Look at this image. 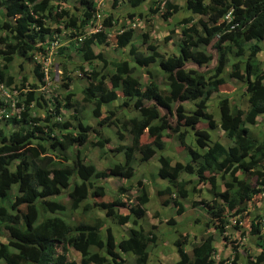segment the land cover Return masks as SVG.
<instances>
[{
  "label": "trees",
  "instance_id": "16d2710c",
  "mask_svg": "<svg viewBox=\"0 0 264 264\" xmlns=\"http://www.w3.org/2000/svg\"><path fill=\"white\" fill-rule=\"evenodd\" d=\"M69 1L0 0L1 86L8 88L13 84L7 65L14 59L32 66L29 78L22 76L18 87L12 86L17 96L12 104L16 115L10 114V105L0 103V119H4L0 121L4 123L0 127V237L4 240L0 243V264H125L126 257L133 258V264H145L147 249L157 238L155 226L143 224L145 206L150 199L148 192L140 187L137 179V196L129 205L123 195L126 187L120 186L111 199H106L101 181L109 177L131 179L133 162L144 163L156 153L158 166L153 186L157 182L163 185L154 194L157 205L160 197L167 196L161 201V214L171 203L175 214H182L184 205L179 199L198 198L201 186L207 184L210 198L192 200L190 205L203 210L207 216L203 225H209L225 241L224 229L230 219L237 216L233 219L237 224L248 204L264 196V138H252L248 130L264 116V63L262 66L256 58L261 51L259 43L264 40V0H183L182 8L188 15L178 22L181 28L176 56H162L151 45L147 47L151 53L142 54L133 46L131 30L117 21L113 24L116 33H120L113 34L110 40L114 50H125L127 61L106 60L99 51L94 52V47L105 48L106 37L111 34L106 31L111 26L110 16L102 19V32L85 37L79 45L72 42L60 47L58 56L65 55L61 64L62 86L71 82L66 75L67 64L71 72L84 76L80 103L90 106L94 127L87 125L84 115L81 119L73 115L77 113L78 103L70 100L72 93L69 92L60 97L62 105L53 98L55 106H49L54 116L60 118V112L73 109L69 118L74 125L64 120L53 121V116L40 119L29 112L30 105L42 109L47 105L35 92L44 86L35 58L43 59L47 55V41L56 33L47 26L68 24L73 27L71 37H74L94 13L95 1L72 0L77 6L69 5ZM120 1L134 10L147 0H110L109 7H115ZM158 6L149 8L148 14L156 13ZM163 8L162 20L177 11L167 0ZM226 14L228 21L224 19ZM127 17L133 16L128 13ZM68 52L74 54L77 64L70 60ZM212 60L210 68L200 69ZM129 61L137 70H144L141 75L145 82L135 75ZM153 66L161 76V85L152 75ZM226 66L228 79L243 85L244 105L240 99V104L231 106L230 97L218 93L226 84L223 78ZM24 88L30 91L21 92ZM117 91L122 100L119 108L130 107L134 114L119 124L113 112L106 111V117L100 112L104 105L118 98ZM213 93L218 94L209 99ZM180 104L191 108L174 112V106ZM214 106L213 117L209 112ZM200 124L207 127L195 130ZM105 125L115 128L120 142L126 136L129 138V145H120L114 150L121 153V162L111 165L107 172L84 164L79 157L84 146L104 149L108 140L102 139L99 131ZM6 126L8 129H3ZM215 128L230 145L223 146L210 139ZM50 133L53 138L49 137ZM89 133H93L94 141L88 139ZM142 135L148 143H140ZM186 136L190 138L188 143ZM162 138H173L188 160L177 156L172 161L166 157ZM182 175L196 179L190 191L185 189L187 184L180 179ZM61 194L65 196L64 201L54 200ZM120 208L121 214L117 211ZM38 209L43 214L36 221ZM93 209L110 219L112 225L124 226L130 222L133 228L115 241V233L103 228L101 219L94 218L91 224L70 225L56 215L66 210L85 213ZM152 215L157 217V222L166 220L165 225L175 223L167 215L164 219L157 213ZM255 219L258 222L251 219L237 236L238 248L244 256L247 248L241 240L245 237L254 239L259 250L255 257L246 256L244 264H264V237L260 218ZM197 221L194 219L193 223ZM190 239L187 234H178L173 241L178 256L175 264H238V248L231 249L230 257L215 260L210 235L201 236L196 244L190 243ZM186 245L190 248L188 253L184 249ZM69 250L77 254L78 262L68 258ZM120 253L124 256L120 257Z\"/></svg>",
  "mask_w": 264,
  "mask_h": 264
},
{
  "label": "rangeland",
  "instance_id": "374dc122",
  "mask_svg": "<svg viewBox=\"0 0 264 264\" xmlns=\"http://www.w3.org/2000/svg\"><path fill=\"white\" fill-rule=\"evenodd\" d=\"M166 0H147L142 6L133 9H130L127 4L123 1L118 2V4L115 7H112L110 12L107 13L108 5H110V2L108 1H102L100 3V11L104 9V12L106 14H110L111 17L115 20H120L124 23H126L127 28L132 29L133 36H132V43L133 45L144 55H149L151 51H148L147 47L149 45L155 47V51L160 53L162 56L177 55V48L180 43V28L181 26L178 24L181 18H184L188 15V12L185 11L182 8L183 0H167L168 3L175 5L177 8V11L175 13L169 14L165 20H162L161 14L164 13L163 8V2ZM159 3V4H158ZM71 6H77L74 2L70 1L68 3ZM158 6V9L156 10V13H153L152 15L148 14V9L152 8L155 9ZM101 13V12H100ZM131 14L133 17L131 19H134L133 22H130L129 18L127 17V14ZM102 15V14H101ZM194 20H198L199 18L193 17ZM201 20H204V18H200ZM50 30H56L57 38L59 39V42L61 45H67V43L71 42V33L73 32V27L66 24V26H63V23L59 25H49ZM110 37L109 42L106 43L105 48L104 47H94V52L97 53L98 51L102 54V56L110 61V60H121V61H127L126 53L124 52V49L116 51L113 49L112 42H111V36L115 33V26H113L112 29L109 30ZM3 33H1L0 36H2ZM167 39V40H165ZM68 41V42H67ZM252 43V42H251ZM259 46L261 47V51L256 55V58L258 62L261 63L263 66L264 63V40L259 43ZM1 50V47H0ZM209 53L214 55L213 51L210 49H207ZM3 52V51H2ZM70 54V60L77 64L76 60L77 58L74 56V54L68 52ZM64 55V54H63ZM58 56L57 54L53 58V65L51 67L52 70H59L61 72V64L63 63L62 56ZM65 56V55H64ZM244 58V56H243ZM213 60L208 63L206 66L203 64L200 69L206 70L211 67V64H213ZM129 67L134 68L135 75L141 80L142 82H145V78L142 76L144 70L138 69L131 64V61H129ZM8 67V68H7ZM8 74L13 78V84L5 88L1 86L0 84V103L10 105V114L13 113V109L15 108L12 104H15L17 100V96H15L14 91L12 90L13 87H18L17 83L19 82L20 78L22 76L28 77L29 71H31L32 66L27 63H20L19 59H14V61H11L9 65H7ZM228 66L224 69L223 72V78L225 80V86H222L219 88L221 91L218 92L220 94H225L230 97L231 106L232 104H240L244 105V98L241 97V89L243 85L236 83L233 80L228 79ZM193 68V67H190ZM71 67L69 64L66 65V75H68L71 79V82L67 84L66 87H62V78L60 76L53 77L54 79L58 80L56 81L57 84H59V87H57L52 94L56 95V99L58 101L60 100V97L62 94L69 92L72 93L71 101H74V104H77V113H73V109L64 110V112H60L62 114L61 120L68 121L71 125H74L75 122L73 120H70L69 114L73 113V115H77L81 118H83V115L87 119V125H90L91 127H94L95 124L93 123V120L90 119V106L83 105L80 103V87L83 84L84 80L75 78L76 72L70 71ZM111 70V66H107V70ZM152 75L154 76V79L156 80L158 85H161V76L156 70V67H151ZM142 74V75H141ZM29 81V80H28ZM26 89V88H24ZM118 95V98L111 102L108 105H104L100 112L102 114V117L108 116V113L106 111H110L114 113V117H116L119 122L121 123L122 120L127 119L131 116H133V112L131 111V108H124L120 109L119 105L121 103V95L120 92H116ZM218 93H213L209 96V99H213L215 96H217ZM61 102V100H60ZM241 104V108L243 107ZM1 107V106H0ZM182 107V108H178ZM239 108L240 106L237 105ZM178 108V109H177ZM190 105H175L174 106V112H183L188 111L190 109ZM184 111V112H185ZM211 115L214 117L215 115V106L210 108ZM35 115H39V113H35ZM40 119H42V115H39ZM4 120V119H3ZM0 120V121H3ZM172 121V119H171ZM85 125V123H83ZM4 125L3 122H0V127L2 128ZM204 127H207L206 124H200L197 125L194 129L195 130H202ZM3 129L7 130L8 126L4 127ZM249 135L252 138H256L257 140H261L264 138V116L258 118L253 126L248 127ZM100 137L102 139H107V143L104 146L103 150H98L96 148H91L88 146H84L80 149V158L82 159L84 164H92L97 170L101 171L104 170L107 172V170L110 168L111 165L121 162V153H117L114 150L118 146H124L129 145V138L126 136L124 138V141L120 142L116 135H115V128L112 126H103L100 128L99 131ZM125 135V134H124ZM88 139L94 141L96 138L93 136V133L88 134ZM189 137H185L186 143L189 142ZM210 139L213 141L219 142L223 146L230 145L231 142H229L227 139H225L222 134H220L217 129L215 128L214 131H211ZM164 142L163 147V153L171 159L172 161L177 157L184 159V161H187L188 158L184 154V150L177 144L176 141H174L173 138H162ZM141 144L148 143L149 140L145 139V135H142L139 139ZM55 153V152H53ZM66 157H69V152H65ZM158 153H156L154 156H152L148 161L144 163H134L132 164V168L134 170V176L129 180H123L119 178H113L109 177L106 179H103L101 181V184L104 187L105 191V198L111 199V197L117 193V190L120 186L126 187L127 190L123 193V195L128 198L126 199L125 203H128L131 205L134 201V198L137 196V188L136 180H140V187L145 188V190L148 192L150 199L149 203L145 206L146 213L143 217V224L149 226L154 225L155 230L154 233L156 234V241L155 244H151L150 247L147 249V262L145 264H175L178 261V256L175 254V249L173 246V241L177 239L178 234H187L190 239V243L196 244L199 239L204 237L206 234L210 235L213 239V249H214V259L217 260L219 258H227L230 257L231 249L238 248L240 245L238 241V234L242 229H245L249 221L251 219H254L256 222L258 220L255 219V217L260 218V228L262 236L264 237V196H258L254 202L248 204V207L246 211L243 213V218L239 219V222L237 224L234 223L233 219H236L237 216H235L233 219H230V223L226 225L224 231H225V237L226 240H221L220 236L210 229V226L205 227L203 225L206 220L207 216L203 212L199 206H191V201H196L198 198L207 200L210 197L208 196V190L209 186L206 184L205 186H201L200 193L198 194V198H186V199H179V201L184 205V212L180 215H176L174 212L175 206L169 205L168 207H164L165 213L161 214L160 208L162 207L161 201L167 199V196L160 197V205H157L155 201L154 194L157 190L161 189L163 185L159 182H157L155 186L156 190L154 189L153 182H156L155 178L153 177L155 175V172L157 170V164H156V157ZM10 169V168H9ZM187 185L185 186L188 191L191 190V188L196 184V179L192 176L182 175L180 177ZM158 181V180H157ZM160 185V186H159ZM219 181H217V188L220 190ZM162 186V187H161ZM152 188V190H151ZM196 197V196H195ZM176 198V197H174ZM65 200L64 194H61L60 197L54 198V200ZM125 199V198H124ZM198 201V200H197ZM196 201V202H197ZM87 203V202H84ZM6 205V204H5ZM201 206V205H200ZM118 213H123V209L120 208L117 210ZM152 213H157L159 215H162V219H164V215H167L170 217L174 224L165 225V221L157 222V217L154 218ZM42 212L38 209L36 213V221L39 220L42 216ZM56 215L62 217L66 222H68L70 225L77 224V223H83V224H91L94 218L101 219L103 228H110L112 230V233H115V241H118L121 236H125L127 233L126 231L130 228H133L130 222H128L124 226H118L116 224H111L110 219H105L102 216V213L96 209L90 210L85 213H80L77 211H63L61 213H56ZM194 219H197L198 221L194 224ZM234 226L237 227V229L234 228ZM146 228V227H145ZM206 231V234L204 233ZM124 234V235H121ZM114 235V234H113ZM121 235V236H120ZM119 236V237H118ZM0 243H4L3 238L0 237ZM241 243L247 248L246 256L249 257H255L259 250L255 246V240L251 237H245L241 240ZM264 245V243H263ZM185 251L188 253L190 251L189 245H186L184 247ZM70 255H68V258L74 259L75 262H78V256L75 252L69 250ZM237 254H239V261L238 264H244L245 263V257L240 252V247L238 248ZM120 257H123L124 254L120 253ZM126 257V256H125ZM125 264H133V259L126 257Z\"/></svg>",
  "mask_w": 264,
  "mask_h": 264
},
{
  "label": "clouds",
  "instance_id": "9594fccd",
  "mask_svg": "<svg viewBox=\"0 0 264 264\" xmlns=\"http://www.w3.org/2000/svg\"><path fill=\"white\" fill-rule=\"evenodd\" d=\"M72 1V0H71ZM91 1H95V0H91ZM102 1H109L110 2V0H101L99 3H97V1H95V3H96V5H95V7H94V13H93V15H92V17L88 20V22L90 21V20H92V21H94L95 20V18H97V17H99V19H100V21H101V26H102V19H104L106 16H110L111 17V15L110 14H106L105 12H104V9H102V11H100V8H99V6H100V3L102 2ZM73 2V1H72ZM68 3H70V1L68 2ZM108 12H110V10H111V8L109 7V5H108ZM101 12V13H100ZM102 14V15H101ZM225 17V16H224ZM112 18V17H111ZM130 20V22H133L134 21V19H129ZM226 21H228V19H225ZM118 20H115V19H113L112 18V20H111V26L110 27H108V28H106V31H107V33L108 34H110L109 33V30L110 29H112L113 28V26H115L114 24H113V22H117ZM88 22H86L85 24H84V26H83V28L80 30V32L79 33H76V35L74 36V37H72L71 38V42H69V43H72V42H75V45H79L83 40H84V38L85 37H89L90 35H85L84 34V28H85V25L86 24H88ZM119 22H120V24H124L125 25V27L127 28V25H126V23H124L123 21H122V19H120L119 20ZM127 29H130V28H127ZM104 30V28L102 27V31ZM131 30V32H132V34H133V31H132V29H130ZM101 31V32H102ZM117 31H115V33L114 34H119L120 32H118V33H116ZM98 33H100V32H98ZM94 34H96V33H94ZM133 36V35H132ZM79 37H83V38H81V41H79V42H77V38H79ZM110 37V35H107V37H106V43L107 42H109V38ZM56 41V47H55V50L53 49L52 51H54V53L52 54V56H51V63H52V65H53V58H54V56L57 54V51H58V49L60 48V47H65L66 45H61L60 44V42H59V39L57 38V35L56 34H52V36L49 38V40L47 41V46H48V48H47V52L46 53H48L49 51H50V46H51V44L53 43V41ZM68 42V41H67ZM69 43H67V45L69 44ZM134 46V45H133ZM111 47H113V46H111ZM135 47V46H134ZM136 48V47H135ZM137 49V48H136ZM124 52H125V50H124ZM58 55V54H57ZM47 56V55H46ZM46 56L44 57V58H46ZM43 58V59H44ZM38 60H40V61H42V59H36L35 58V63L37 64V65H40L39 63H37V61ZM52 67V66H51ZM39 70H40V66H39V68H38ZM41 75H42V81H43V83H44V86H39V88L37 89V90H35V92L36 93H38L39 94V96H38V98H41V99H43L44 101H47V105L42 109V108H36L35 106H33V105H30V107H29V112H30V115L31 116H35V117H39V115H42L43 117H42V119L44 118V117H46V116H53V121L55 120L56 121V118H58L59 120H58V122H62V120H61V118L60 117H58V116H54V113L52 112V110H51V107L49 106V104H51L52 106H55V102L53 101V98H56V95L55 94H52V92L57 88V87H59V84H57V82L56 81H58V80H56V79H54L55 77H57V76H60L61 75V72L59 71V70H52V69H50L49 71H48V77H49V79L47 80V81H45L44 80V76H43V73L41 72ZM79 75V76H78ZM54 77V78H53ZM75 78H78V79H81V80H85V78H84V76L82 75V74H80V73H78V72H76V75H75ZM62 86V85H61ZM63 87V86H62ZM25 91H30V90H27V89H23L21 92H25ZM67 92V91H66ZM58 100V99H57ZM59 103L62 105L63 104V102L61 101L60 102V100H59ZM48 109H50V114L48 113ZM35 113H39V115H35ZM12 114H15L16 115V109L14 108L13 109V113ZM40 118V117H39ZM0 120H2V118L0 119ZM154 156V155H153ZM157 164V163H156ZM158 166V165H157ZM186 252V251H185ZM131 259H133V258H131Z\"/></svg>",
  "mask_w": 264,
  "mask_h": 264
},
{
  "label": "built area",
  "instance_id": "2783aa9c",
  "mask_svg": "<svg viewBox=\"0 0 264 264\" xmlns=\"http://www.w3.org/2000/svg\"><path fill=\"white\" fill-rule=\"evenodd\" d=\"M95 1H97V3H99L101 0H95ZM224 19H228V14L225 15ZM101 31H102V26H101V21H100L99 17L95 18L94 21L90 20L88 22V24L85 25V28H84V34L85 35H90V34L98 33ZM81 38H83V37L77 38V42L81 41ZM56 45H57L56 41L54 40L50 46V51L47 53L46 58L42 59V61H40V60L37 61V63L40 64L39 65L40 71L43 73L45 81H47L49 79L48 71L51 69V66H52V63L50 60H51L52 54L54 53V51H52V50L53 49L55 50ZM48 113L50 114V109H48ZM4 117H6V116H4ZM56 120L58 121L59 119L56 118ZM49 137L53 138V134L50 133Z\"/></svg>",
  "mask_w": 264,
  "mask_h": 264
}]
</instances>
